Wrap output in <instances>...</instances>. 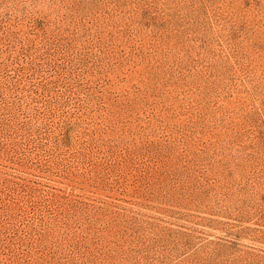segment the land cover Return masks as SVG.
<instances>
[{
  "label": "rangeland",
  "instance_id": "rangeland-1",
  "mask_svg": "<svg viewBox=\"0 0 264 264\" xmlns=\"http://www.w3.org/2000/svg\"><path fill=\"white\" fill-rule=\"evenodd\" d=\"M0 264H264V0H0Z\"/></svg>",
  "mask_w": 264,
  "mask_h": 264
}]
</instances>
